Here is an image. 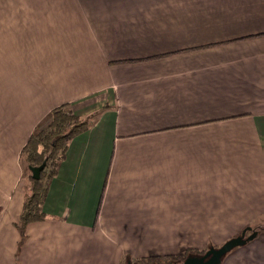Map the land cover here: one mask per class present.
<instances>
[{
  "label": "crops",
  "instance_id": "obj_1",
  "mask_svg": "<svg viewBox=\"0 0 264 264\" xmlns=\"http://www.w3.org/2000/svg\"><path fill=\"white\" fill-rule=\"evenodd\" d=\"M64 104L97 115L21 239L22 149ZM262 220L264 0H0V264H127ZM228 254L264 264V231Z\"/></svg>",
  "mask_w": 264,
  "mask_h": 264
},
{
  "label": "trees",
  "instance_id": "obj_2",
  "mask_svg": "<svg viewBox=\"0 0 264 264\" xmlns=\"http://www.w3.org/2000/svg\"><path fill=\"white\" fill-rule=\"evenodd\" d=\"M92 118L81 119L75 114L68 104L61 105L51 111L50 125L30 136L22 149L21 158L27 170L38 168L45 162L44 169L39 174V179L32 178L30 173L31 192L26 196L22 212L16 227L21 239L24 237V228L27 224L44 219L42 204L46 194V180L55 173L58 163L64 158L69 141L76 135L84 132L94 122ZM264 228V223H263ZM204 251H187L163 257L142 258L134 264H175L186 259L187 256H200Z\"/></svg>",
  "mask_w": 264,
  "mask_h": 264
},
{
  "label": "water",
  "instance_id": "obj_3",
  "mask_svg": "<svg viewBox=\"0 0 264 264\" xmlns=\"http://www.w3.org/2000/svg\"><path fill=\"white\" fill-rule=\"evenodd\" d=\"M45 162L38 168H30L32 178L39 179L40 172L44 169ZM249 231V228H245L240 235L233 237L223 243L220 247H210L201 256H187L186 259L180 264H221L222 258L237 247L245 245L247 242L253 240L256 237V232H252L249 236L245 237V233ZM127 264H132L127 262Z\"/></svg>",
  "mask_w": 264,
  "mask_h": 264
},
{
  "label": "rangeland",
  "instance_id": "obj_4",
  "mask_svg": "<svg viewBox=\"0 0 264 264\" xmlns=\"http://www.w3.org/2000/svg\"><path fill=\"white\" fill-rule=\"evenodd\" d=\"M97 114V113H96ZM92 116H93V114H91L90 116L89 115H85V116H81L80 118L81 119H89V118H92ZM37 133V132H36ZM21 163H22V165H23V167H24V176H25V190H26V196H29V194H30V185H31V183H30V178H29V176H30V173L31 172H29V170H27V167H26V164H25V162L23 161V159L21 158ZM263 223H264V220H262V221H256V222H254V225L253 226H247V228H249V231H247L246 233H245V237H247V236H249L253 231L254 232H256V233H260V232H262V231H264V228H263ZM244 230V229H243ZM243 230H241V232L243 231ZM240 232V233H241ZM240 233H238L237 235H234V236H231V237H229L227 234H224V235H219L218 237H216L215 239H213L211 242H210V244L208 245V246H206L205 248H202L201 250L199 249V250H195L194 249V251H207L210 247H214V248H218V247H220L223 243H225L227 240H229V239H231V238H233V237H236V236H238V235H240ZM198 239H200V237H194V240H195V242H198ZM227 256L229 255L228 253L226 254ZM225 255V256H226ZM190 256V255H189ZM193 256H195V255H193ZM201 256V255H200ZM224 256V257H225ZM224 257L222 258V261H223V259H224ZM142 258H149V257H141V258H138V259H135V261H133V262H131L132 264H134V262H136L137 260H139V259H142ZM226 258V257H225ZM232 258V257H231ZM230 257H227L226 258V260L227 259H231ZM127 262H128V260H127ZM183 262V261H182ZM182 262H180V263H182ZM180 263H175V264H180ZM159 264H162V262L160 263L159 262Z\"/></svg>",
  "mask_w": 264,
  "mask_h": 264
}]
</instances>
